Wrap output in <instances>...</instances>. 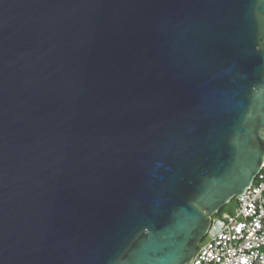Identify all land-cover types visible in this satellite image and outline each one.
<instances>
[{"label":"water","instance_id":"water-1","mask_svg":"<svg viewBox=\"0 0 264 264\" xmlns=\"http://www.w3.org/2000/svg\"><path fill=\"white\" fill-rule=\"evenodd\" d=\"M264 162V0H0V264H190Z\"/></svg>","mask_w":264,"mask_h":264},{"label":"built area","instance_id":"built-area-1","mask_svg":"<svg viewBox=\"0 0 264 264\" xmlns=\"http://www.w3.org/2000/svg\"><path fill=\"white\" fill-rule=\"evenodd\" d=\"M233 200L234 213L212 216L190 264H264V162L245 193L229 203Z\"/></svg>","mask_w":264,"mask_h":264},{"label":"rangeland","instance_id":"rangeland-1","mask_svg":"<svg viewBox=\"0 0 264 264\" xmlns=\"http://www.w3.org/2000/svg\"><path fill=\"white\" fill-rule=\"evenodd\" d=\"M236 207H237V201L236 200H233L231 203H229L228 205H226V207H224V209L222 211L223 212H228V213H234Z\"/></svg>","mask_w":264,"mask_h":264},{"label":"trees","instance_id":"trees-1","mask_svg":"<svg viewBox=\"0 0 264 264\" xmlns=\"http://www.w3.org/2000/svg\"><path fill=\"white\" fill-rule=\"evenodd\" d=\"M223 209H224V208H222L220 211L223 212V211H222Z\"/></svg>","mask_w":264,"mask_h":264}]
</instances>
